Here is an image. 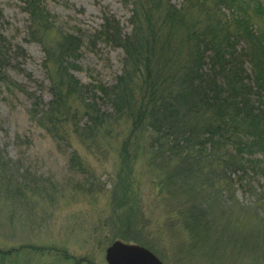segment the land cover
I'll return each instance as SVG.
<instances>
[{
  "label": "trees",
  "instance_id": "16d2710c",
  "mask_svg": "<svg viewBox=\"0 0 264 264\" xmlns=\"http://www.w3.org/2000/svg\"><path fill=\"white\" fill-rule=\"evenodd\" d=\"M50 2L59 0H22V9L29 17V40L42 47L52 98L46 102L8 74L12 57L8 38L1 30V8L0 83L8 91L29 96L30 113L38 125L64 142L70 121L74 132L96 143L97 148H102L104 134L129 123L120 149L122 169L118 171L126 192L124 197L115 198L113 214L132 208L128 193L131 164L141 153L149 155V163L158 174L165 170L162 187L178 182L180 189L192 177L212 181L213 186L225 181L230 184L234 183L231 175L237 174L236 179L255 196L252 206L260 204L264 216L262 2L184 0L178 6L173 0H122L132 5L129 26L124 27L106 12L99 29L91 35L67 28L65 17L52 11ZM99 42L123 51L121 71L112 83L83 82L73 70L81 68L84 47ZM5 158L0 155V186L8 205L19 207L22 201L29 203L35 195L49 192V179L21 172L19 164ZM69 165L71 171L82 168L75 152ZM195 206L201 211L199 222L205 226L204 209ZM177 208L188 225L198 220L193 210L184 214L180 204ZM128 212L124 218L114 214L110 219L114 235L131 229L134 210ZM24 247L46 249L27 245L19 249ZM12 250L0 248V256L7 258ZM65 258L74 259L70 254Z\"/></svg>",
  "mask_w": 264,
  "mask_h": 264
},
{
  "label": "rangeland",
  "instance_id": "374dc122",
  "mask_svg": "<svg viewBox=\"0 0 264 264\" xmlns=\"http://www.w3.org/2000/svg\"><path fill=\"white\" fill-rule=\"evenodd\" d=\"M173 1L178 6L184 2ZM258 1L264 5V0ZM0 8L4 16L1 30L8 38L12 57L8 74L49 101L52 95L44 53L41 45L27 36L29 17L22 9V0H0ZM49 8L65 17L67 28L91 35L99 29L106 12L127 28L132 5L122 0H59L50 2ZM249 12L256 16L252 8ZM123 56L121 49L106 43L87 44L79 60L81 68L73 72L83 82L112 83L121 71ZM31 104L29 96L8 91L0 83V155L19 164L21 172L52 183L45 195H35L29 203L24 200L19 207L5 202L0 186V248H13L7 258L0 256V264H107L106 248L113 240L146 246L164 264H264L261 205L252 206L255 196L236 179L237 174L231 175L234 183L230 184L225 181L213 186L212 181L192 177L180 189L178 182L162 187L165 170L158 174L148 154H137L131 164L128 193L134 223L130 230L114 235L110 219L132 211L125 207L113 214L115 198L124 197L126 192L118 171L122 169L120 149L129 123L104 134L102 148H97L96 143L80 138L70 121L64 142L38 125L30 113ZM74 152L82 168L71 171L69 160ZM253 181L259 185V180ZM178 204L184 214L193 210L198 220L188 225L178 213ZM195 205L204 209L205 226L199 222L202 215ZM26 245L46 249H19ZM68 254L74 259L65 258Z\"/></svg>",
  "mask_w": 264,
  "mask_h": 264
},
{
  "label": "water",
  "instance_id": "95a60500",
  "mask_svg": "<svg viewBox=\"0 0 264 264\" xmlns=\"http://www.w3.org/2000/svg\"><path fill=\"white\" fill-rule=\"evenodd\" d=\"M108 264H163L149 249L132 243L117 240L106 249Z\"/></svg>",
  "mask_w": 264,
  "mask_h": 264
}]
</instances>
